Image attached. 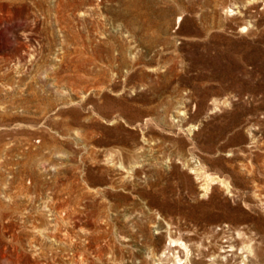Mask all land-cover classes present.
<instances>
[{"label": "rangeland", "instance_id": "1", "mask_svg": "<svg viewBox=\"0 0 264 264\" xmlns=\"http://www.w3.org/2000/svg\"><path fill=\"white\" fill-rule=\"evenodd\" d=\"M160 256L264 264V0H0V264Z\"/></svg>", "mask_w": 264, "mask_h": 264}, {"label": "bare ground", "instance_id": "2", "mask_svg": "<svg viewBox=\"0 0 264 264\" xmlns=\"http://www.w3.org/2000/svg\"><path fill=\"white\" fill-rule=\"evenodd\" d=\"M198 174V173H197ZM206 175V174H205ZM210 181V180H209ZM209 181L207 180L206 181V183L204 182V184H205V186L203 187V189L205 190V191H207L208 190V187L210 186L209 185ZM213 181V180H212ZM172 241H174V240H172ZM171 241V242H172ZM174 244L172 243V244H170V246L168 247L169 248V250L171 251L172 250V247L171 246H173ZM175 246V245H174ZM166 249V248H165ZM175 249V248H174ZM174 252H176V251H174ZM163 253H164V251H163ZM179 255V254H178ZM162 256H160L159 258H158V260H159V264H163V262H164V260H163V258H161ZM174 258V260H176V261H179V263H180V261H181V259H179V258H182V257H179L178 258V256H174L173 257ZM165 262H166V259H165ZM184 262V261H183ZM176 264H177V262H176Z\"/></svg>", "mask_w": 264, "mask_h": 264}]
</instances>
